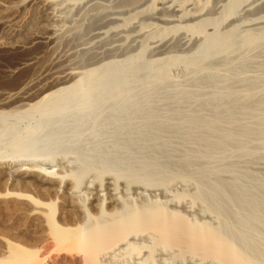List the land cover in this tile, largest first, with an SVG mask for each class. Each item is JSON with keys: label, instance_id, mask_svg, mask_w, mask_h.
Segmentation results:
<instances>
[{"label": "bare ground", "instance_id": "obj_1", "mask_svg": "<svg viewBox=\"0 0 264 264\" xmlns=\"http://www.w3.org/2000/svg\"><path fill=\"white\" fill-rule=\"evenodd\" d=\"M193 30L200 32L202 29L195 26ZM165 32L167 31L164 30ZM39 38L45 40L50 36ZM205 39V46L187 61L190 68L200 76L196 77L197 81L195 77L192 79L195 88L180 91L174 103V107H177L179 98L195 99L194 106L172 124V129L170 127L173 137L189 145L180 158L177 156L179 159L176 158V161L170 159L167 149L169 141L166 143L162 138L161 130L155 124L154 113L143 110L145 102L130 100V97L124 104L126 108L132 107L130 121H141L144 129L137 131H143L146 136L136 147L129 142L127 151L134 155V149L141 154L145 148H150L154 152L148 157L134 155V161L124 163L113 161L110 155L95 154L93 158L82 160L86 166L83 176L70 172L67 177H72L73 182L62 186L66 175L60 174L52 164L45 162L55 161L60 153L59 148L50 147L51 140L43 134L51 125L64 121L71 114L70 111L73 113L75 109L85 115L77 121L79 126L81 122H88V118H91L92 134L96 131V124L104 116L101 110V106L106 104L104 100L108 102L110 99L126 98L129 96L127 92L130 84L136 83L142 90L154 95L160 94L164 86H174L175 83L168 74L170 63H146L141 66V76L137 79L131 74L136 61L124 67L119 66V63H109L86 74H76L77 77L72 73V78H77L73 83L47 90L34 104L22 103L29 106L23 110L20 102L25 97L16 98V94L9 92L1 95L0 167L8 166L24 172L35 171L43 175V178L47 176L46 180L58 179L59 187L55 194L62 191L65 196L69 214L67 220L70 223L73 221L71 226L58 223L55 202L50 201L49 197V202H42L31 195L16 193L19 199L35 206L36 209L32 212L43 214L45 221L50 224L56 247L75 246L85 255L86 264H105L108 259L117 261V264H161L162 259L157 256L159 248L168 251L171 264L177 263V259L181 264L190 259L193 260H190V264H264V178L241 167L239 163L246 158L256 162L264 154V74L259 71L261 74L254 77L250 73L248 76L252 75L253 79H248L240 77L239 72L243 69L245 73L244 69L247 68L243 67L247 63H242L244 53L252 52L258 47L264 50V29L246 33L235 29L227 34H207ZM242 52L241 56L244 58H236ZM251 52L250 56L248 53L245 55L253 60ZM216 55L225 56L224 65L228 66L224 67L232 72L221 79L219 75L215 76L218 72L210 69L214 65L209 68L205 64ZM233 55L236 56L235 60L232 59ZM253 61L249 64L253 65ZM215 67L220 68L219 65ZM219 68L214 70L220 71L217 70ZM250 70L245 69L247 73L252 71ZM193 73L191 78L195 75ZM236 74L239 75L238 78L235 77L238 80L232 78ZM229 79L240 81L231 85L227 82ZM207 87L210 90L201 94ZM255 96H259L258 100L253 99ZM22 121H26L24 125H21ZM96 165L106 170L116 169L113 175L115 180L107 182L103 187L102 183L94 184L99 175L90 178L86 186L89 190L92 188L96 191L94 195H98L93 197L90 207L85 201L80 202L77 192H80L85 174ZM171 174L194 183L192 200L203 204L204 211L215 214L217 227L199 223L194 218L189 219L174 208L168 210L158 200H147L142 192L140 194L144 199H140L139 204L129 199L127 190H123L122 194L117 192L118 180L121 178L128 179L124 185L127 188L139 184V188L147 189L165 185L171 180ZM228 174L231 175L229 181L225 177ZM60 187L63 189L60 190ZM103 190L106 193L102 195ZM180 198L182 197L179 195L178 199L181 200ZM106 201L112 208L109 211L106 209ZM96 207L99 211L97 214L90 211ZM140 237L149 239L146 241H151L150 245H145L144 241L137 242ZM8 248L9 253L0 257V264H25L38 256L37 250L18 243H9ZM165 262L170 261L168 259Z\"/></svg>", "mask_w": 264, "mask_h": 264}, {"label": "rangeland", "instance_id": "obj_2", "mask_svg": "<svg viewBox=\"0 0 264 264\" xmlns=\"http://www.w3.org/2000/svg\"><path fill=\"white\" fill-rule=\"evenodd\" d=\"M195 26H200L202 30L194 31ZM235 29L240 33L263 30L264 0H0V98L9 92L16 94V98L25 97L20 104H34L47 90L73 83L77 79L72 78L74 75L86 74L109 63H119V66L124 67L136 61L131 70L136 79L141 76L139 70L146 63H170L168 74L175 83L174 86H164L166 88L162 87L160 94L154 95L142 90L136 83L130 84L127 92L129 96L126 98L119 97L108 102L104 100L106 104L101 106L104 116L96 124V131L92 134L91 118L88 120L86 118L88 122L84 119L86 123L81 122L79 126L77 121L85 115L76 109L73 113L70 111V116L65 117L64 121L51 125L43 134L51 140L50 147L59 148L60 153L56 160L45 162L52 164L60 174L66 175L62 186L73 182L72 177H67L71 173L83 176L86 166L82 160L93 158L95 154L110 155L113 161L124 163L134 161V155L148 157L154 152L150 148H145L141 154L134 149V155L127 151L129 142L136 147L146 136L143 131H137L144 129L141 121L139 123L137 120L130 121L132 107L124 106L130 97V100L145 102L143 110L154 113L155 124L161 130L162 138L166 143L169 141L167 149L170 159L176 161L177 156L181 157V153L185 152L189 145L172 136L171 126L194 106L195 99L179 98L180 103L177 107H174V103L178 93L194 89L193 78L195 77L197 81L196 77H200L197 76L199 73L190 68L187 61L189 62L196 52L205 46L207 34H227ZM164 30L167 32L164 33ZM41 36H50L51 39L44 40L39 38ZM250 52H247L248 56ZM247 53H244L245 61L242 59V63L250 65L249 63L254 60V64L250 66L245 64L247 66L243 67H247L246 71L250 69L252 71L247 73L244 69L243 73V69H239L241 74L236 72L241 75L240 77L253 79V76L264 74L263 48L252 50L253 60L245 55ZM235 55L232 59L236 57ZM241 55L243 56V52L238 53L239 57ZM238 56L236 58L241 60L242 56L240 58ZM209 60L205 62L206 66L210 68L214 65L210 69L218 72L215 76L219 75V79L232 73L230 69H226L228 65H224V55H216ZM216 65L220 68L215 67ZM216 68L221 72L215 71ZM191 71L192 73L194 71L193 74L196 76L193 75L191 78ZM250 73L253 76L249 77ZM149 74L151 73H147ZM238 76L236 74L232 78L236 79ZM234 79L227 82L233 85L238 80ZM209 90L207 87L201 94ZM258 98L259 96H255L253 99ZM22 107L21 110L29 106ZM25 122L22 121L21 125ZM55 129L58 130L55 132ZM78 138L80 139L77 140ZM61 159L63 161H59ZM5 162L9 161H2ZM239 163L241 167L248 168L260 178H264V154L256 162L246 158ZM102 168L96 165L90 169L85 174L79 188L80 192H77L80 202L85 201L87 206L91 207L93 197L98 196L94 195L96 191L92 188L89 190L86 186L90 178L99 175L96 176L94 184L102 183L103 187L107 182L115 180L113 175L116 169ZM0 172V257L8 255L9 243H18L38 251V256L25 264H86L85 255L75 246L56 247V240L50 232V224L45 221L43 214L32 212L36 209L35 206L19 199L17 195L25 193L42 202L54 201L58 223L62 226H71L73 221L70 223L67 220L69 214L65 196L62 191L58 195L55 194L59 180H46L47 176L45 179L38 172L16 171L8 166L0 167ZM171 175L168 184L147 189L139 188V184L127 188L124 185L128 179L121 178L118 180L117 192L122 194L127 190L129 199L137 201L138 204L144 197L152 202L158 200L159 204H164L168 210L174 208L189 219L194 218L199 223L217 227L218 220L215 214L204 211L203 204L192 200L195 192L194 183L183 181L176 174ZM230 176L229 174L225 176L228 181L231 180ZM43 179L45 180L42 181ZM61 188L63 189L60 187V190ZM104 193L106 190L102 195ZM179 195L182 197L181 200L178 199ZM105 204L108 211L112 209L107 201ZM92 210L97 214V207L90 211ZM146 239L140 237L136 241L139 243L144 241L145 245H150L151 241L148 243L149 239L147 241ZM157 256L162 259L161 264H171L172 260L166 249L159 248ZM168 259L170 262H165ZM177 261L179 262L178 259ZM178 262L175 264H181ZM107 263L117 264V261L108 259V262L105 261V264Z\"/></svg>", "mask_w": 264, "mask_h": 264}]
</instances>
